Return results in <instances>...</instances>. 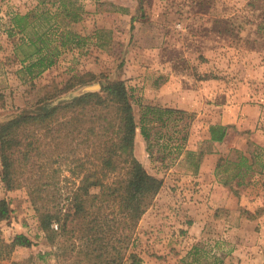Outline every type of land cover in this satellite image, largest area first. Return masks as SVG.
<instances>
[{
    "label": "rangeland",
    "instance_id": "obj_1",
    "mask_svg": "<svg viewBox=\"0 0 264 264\" xmlns=\"http://www.w3.org/2000/svg\"><path fill=\"white\" fill-rule=\"evenodd\" d=\"M49 1L54 0H45L47 6ZM77 4L84 9L83 19L68 25L61 9H57L59 3L55 1L50 7L52 13L57 9L56 26L61 29L66 24L69 30L88 39L81 48L63 50L56 63L41 75L31 80L23 76L22 81L17 73L20 64L13 55L14 42L20 36L7 37L10 16L35 12L38 15L42 5L39 0H0V126L20 114L33 112L37 102L54 86L61 89L72 77L86 73L93 74L95 80L63 94L54 104L74 98L83 87H97L89 93L99 92L106 82L121 80L133 98L137 126L141 115L137 99L144 105L150 103L190 114L183 150L163 164L155 150L153 159L158 160H150L140 131L136 130L141 144L137 145V152L134 145L135 157L163 183L138 224L136 250L141 264H219L221 255H216L208 231L198 241L189 240L187 244H181L177 234L181 223L186 222L180 202H191V192L185 194L178 187L183 177L179 176L194 167V160L184 161L182 154L192 144L189 139L201 142L209 123L219 118L224 107H239L240 112L246 105L260 107L262 115L255 130H244L235 124L228 129L234 141L231 150L241 151L248 161H254L257 181L262 184L256 196L262 205L252 207V212L264 220V0H77ZM96 30H100L97 38L93 34ZM167 69L173 78L166 79ZM199 89L202 92H197ZM162 90L166 92H159ZM198 147L207 150L205 144ZM238 156L233 151L229 158L237 160ZM35 176L36 172H32L28 184L11 191H6L0 181V200L5 199L10 210L7 219L0 221L1 258L7 254L2 246L10 244L16 235L26 236L32 244L15 247L7 259H0V264H66L56 258L54 245L46 241L39 229L28 194ZM248 180L246 176L244 181ZM59 186L64 196H71L78 180L61 181ZM244 211L243 219L252 214ZM243 225L245 231L242 224L239 227L245 237L248 232H259V228L253 231ZM167 238L169 241L162 244ZM226 245L223 242L220 247L229 248Z\"/></svg>",
    "mask_w": 264,
    "mask_h": 264
},
{
    "label": "trees",
    "instance_id": "obj_2",
    "mask_svg": "<svg viewBox=\"0 0 264 264\" xmlns=\"http://www.w3.org/2000/svg\"><path fill=\"white\" fill-rule=\"evenodd\" d=\"M55 1L67 25L82 21L85 12L77 0L47 3L53 6ZM39 4L42 12L38 15L15 13L9 20L7 37L20 36L14 42L13 55L20 64L17 73L22 81L23 76L31 80L41 75L63 50L81 48L88 39L66 24L60 29L55 24L57 9L52 13L45 0ZM99 32L93 33L96 38ZM94 80L90 73L74 76L63 88L54 86L46 92L33 112L0 126V181L6 191L16 190L28 184L36 172L28 194L39 229L54 245L56 258L66 264H141L137 227L163 183L135 157L136 130L150 160L159 159L163 164L183 150L191 115L144 105L137 99L141 110L137 126L133 98L121 80L106 82L99 92L54 104L63 94ZM227 129L219 124L210 126L209 141L221 143ZM153 150L160 154L158 159H153ZM238 165L250 168L243 161ZM70 179L78 180V186L71 196H64L60 182ZM9 212L8 202L1 199L0 221L7 219ZM31 245L26 236L16 235L2 246L7 254L0 259H7L17 246Z\"/></svg>",
    "mask_w": 264,
    "mask_h": 264
},
{
    "label": "crops",
    "instance_id": "obj_3",
    "mask_svg": "<svg viewBox=\"0 0 264 264\" xmlns=\"http://www.w3.org/2000/svg\"><path fill=\"white\" fill-rule=\"evenodd\" d=\"M168 63L169 61L166 62L167 65H169ZM167 72L166 79L173 78L174 74L168 69ZM197 92L202 91L199 89ZM239 112V107H224L219 113V118H215L209 123L204 137L200 139L201 142L199 140L191 142L192 140L189 139L188 143L192 144H188L185 148L182 158L184 161L190 160L189 158L191 161L194 160V167L187 169L184 174L179 176L180 179L183 177L181 185L178 187L180 186V191L183 190L185 194L191 192V202L187 199L180 202L183 221L186 220V222L181 223L182 229L177 234L180 236L181 244H187L189 240L198 241L206 236L208 231L209 241H212L217 249L218 254L216 255H221L219 264H264V220H262L263 217L258 218L257 213L252 212L253 208L256 209L262 205L260 204L261 200L256 196L261 191L262 184L257 181L258 174L254 167V161H248L246 155L241 151L231 150L234 141L231 138L230 129H227L221 143L209 141L208 129L217 124L227 127L235 124L244 130H255L262 115L260 107L246 105ZM138 144H141V138L139 133H136V152ZM200 144H205L207 150L202 151L198 147ZM233 151L239 155L237 160L229 158ZM240 161L250 168L245 170L244 167H240L238 165ZM229 165H231V169ZM231 172L234 173L231 174ZM246 176L250 180L244 181ZM242 193L243 195H241ZM244 210L251 211L252 214L243 219ZM243 223L246 228H253V231H257L259 228V232H248L245 237ZM241 224L243 231L240 233L241 227L239 226ZM239 237L242 238L239 239ZM168 238L162 240V244L169 241ZM223 242L225 245L228 244L229 248L220 247Z\"/></svg>",
    "mask_w": 264,
    "mask_h": 264
},
{
    "label": "water",
    "instance_id": "obj_4",
    "mask_svg": "<svg viewBox=\"0 0 264 264\" xmlns=\"http://www.w3.org/2000/svg\"><path fill=\"white\" fill-rule=\"evenodd\" d=\"M95 89H97V87H83L78 92H76L73 97L84 95L86 93L94 91Z\"/></svg>",
    "mask_w": 264,
    "mask_h": 264
}]
</instances>
